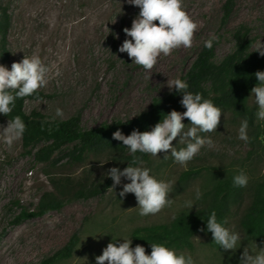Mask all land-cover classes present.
Wrapping results in <instances>:
<instances>
[{
	"label": "rangeland",
	"instance_id": "rangeland-1",
	"mask_svg": "<svg viewBox=\"0 0 264 264\" xmlns=\"http://www.w3.org/2000/svg\"><path fill=\"white\" fill-rule=\"evenodd\" d=\"M227 0H183L184 10L198 25L191 48H179L169 56L158 58L151 71L132 63L119 47L125 39V27L140 9L127 0H0V10H6L9 24L5 41L0 33V65L11 70L13 62L25 56L38 55L49 68L48 84L39 89L42 97L27 99L24 110L28 115L38 113L46 119H67L80 115L86 128L104 122L127 120L148 110L155 99L164 97L171 81L184 76L204 44L215 42L213 62L219 64L236 47L240 31L252 41L264 43V0H234L226 15ZM158 23V22H157ZM118 36V38H117ZM249 105L258 106L250 95ZM63 115L57 116L56 109ZM182 109L179 112H184ZM217 130L198 135L210 138L213 146L205 145L183 167L174 161L170 151L137 166L150 169L158 180L174 184L169 198L171 207L155 215L141 216L135 195L121 197L123 185L130 183L122 177L121 184L103 193L67 202L60 210L41 217L13 223L22 209L33 210L44 191L53 190L51 178L85 187L105 184L112 167L120 170L128 165L125 147L117 152L90 155L82 161L71 155L74 144L66 145L51 155L49 161H39L37 152L47 144L40 141L25 144L23 138L9 148L0 140V264H38L44 257L61 248L77 233L78 246L63 264H96L108 243L132 239L135 228L170 221L180 213L190 212L207 200L213 184L230 173L248 177L242 198L232 204L227 216V228L238 233L241 244L235 250L212 248L205 235L193 239L191 249H176L177 254L190 255L194 264H240L246 247L250 251L264 248L247 237L240 220L251 199L252 187L264 174V139L252 147L238 138L241 122L231 113L222 112ZM8 116L0 114V126L6 127ZM262 125L264 120L257 119ZM183 123L188 124L185 118ZM191 125H186L190 127ZM153 127L143 129L150 131ZM249 137H253L247 130ZM179 150L186 147L179 138L173 141ZM191 174H190V173ZM202 198L196 200V190ZM192 200V209L184 202ZM199 238V239H198Z\"/></svg>",
	"mask_w": 264,
	"mask_h": 264
},
{
	"label": "clouds",
	"instance_id": "clouds-1",
	"mask_svg": "<svg viewBox=\"0 0 264 264\" xmlns=\"http://www.w3.org/2000/svg\"><path fill=\"white\" fill-rule=\"evenodd\" d=\"M127 3L138 7L140 12L132 20L131 28L123 29L130 39H125L118 51L127 53L132 63L151 71L161 54L169 56L181 47H192L198 25L184 10L183 0H127ZM205 46L211 49L212 41H207ZM254 52L264 56V43L258 42ZM48 73L49 68L38 55L25 56L22 61L13 62L11 70L0 65V114L9 116L17 98L32 96L39 89L46 87ZM254 75L258 83L251 89V95L258 106L257 119L264 120V71H257ZM168 87L170 91L175 89L183 94L180 103L186 111L181 113L172 110L150 131L133 130L127 136L120 130L113 133V139L122 141L133 159L131 165L122 171L117 167L107 171V176L113 181L110 189L114 191L115 187L121 184L122 177L129 180L130 183L123 185L119 195L124 197L128 193L134 194L141 216L155 215L165 207H171L174 200L169 196L174 184L171 181L158 180L150 175L148 168L133 166L143 163L137 153L158 157V154L163 152L167 158L170 151L174 161L186 168L202 147L213 146L210 138L201 137L198 132L216 131L223 114L211 100L204 99L200 93L187 91L189 86L181 79L171 81ZM56 115L62 116V110L57 108ZM185 118L189 121L188 124L183 123ZM186 125L191 126L186 130ZM247 130L248 121L245 119L239 127L238 138L246 143L250 139ZM25 131L26 124L17 115L8 120L6 127L0 126V140L11 148L23 137ZM177 138L180 143H186V147L177 150L173 146V141ZM233 183L238 187H246L248 177L241 171L233 178ZM195 198H202L199 189L196 190ZM193 206L192 200L184 202V207L192 209ZM225 224L226 220L223 223L218 222L217 214L213 211L207 220V231L212 234L213 242L220 248L225 251L235 250L241 244V237L225 227ZM131 244V239H123L122 243L113 240L107 244L101 255L95 257L96 264H194L190 255L177 254L175 250L163 244L151 243L150 254H146L143 246L136 245L133 248ZM256 248L259 251H250L246 247L240 257V264H264V248H258L257 245Z\"/></svg>",
	"mask_w": 264,
	"mask_h": 264
},
{
	"label": "trees",
	"instance_id": "trees-1",
	"mask_svg": "<svg viewBox=\"0 0 264 264\" xmlns=\"http://www.w3.org/2000/svg\"><path fill=\"white\" fill-rule=\"evenodd\" d=\"M233 2L234 0H227L224 6L226 15L230 12ZM8 24L9 16L6 10H0V33L3 41H5ZM235 37L237 40L235 49L219 64L213 62L215 42L210 39L211 49L207 48L205 43L186 74L179 79L188 84L187 91L193 94L200 93L204 99L211 100L222 112L231 113L240 122L247 119L248 130L253 135L249 137V143L255 148L259 139H264V125L257 121L256 111L249 105V98L251 89L258 83L254 73L264 71V56L254 52L255 49H251L252 41L246 39L240 31H237ZM41 97L42 93L37 91L32 96L17 98L13 111L8 116L13 119L19 115L26 124V131L22 137L25 144L47 142L36 154L39 161H49L54 152L70 144H74L71 157L76 161H82L90 155L117 152L125 146L122 141L113 139L115 131L120 130L126 136L133 130L142 132L143 129L154 127L165 114L172 110L184 109L180 103L183 94L172 89L164 97L155 99L148 110L134 118L104 122L97 127L86 128L82 125L80 115H72L63 120L46 119L38 113L28 115L24 110L25 101ZM148 155L137 153L143 162L148 160ZM132 159L133 156L129 152L126 156L128 165H131ZM235 176V173H230L219 178L213 184L207 200L197 209L180 213L165 223L135 228L132 232L133 241L143 246L146 254H150L151 243L163 244L173 250L191 249L195 236L202 234L206 236L212 248L222 250L213 242L212 234L207 231V220L211 212L215 211L218 222L227 221L230 206L242 198L243 187L234 185ZM50 181L53 190L44 191L33 210L22 209L14 217L13 223L58 211L67 202L99 195L113 184L111 178L105 184L90 187L81 184L72 185L69 179L61 182L51 178ZM224 226L226 227L227 224ZM240 226L247 237L258 243L264 241V174L252 187L251 199L242 215ZM79 241L78 234L74 233L61 248L41 259L38 264L67 262L73 256Z\"/></svg>",
	"mask_w": 264,
	"mask_h": 264
}]
</instances>
